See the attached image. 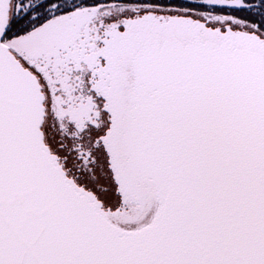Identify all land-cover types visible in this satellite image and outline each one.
I'll list each match as a JSON object with an SVG mask.
<instances>
[{
	"label": "snow or ice",
	"instance_id": "6c2138e0",
	"mask_svg": "<svg viewBox=\"0 0 264 264\" xmlns=\"http://www.w3.org/2000/svg\"><path fill=\"white\" fill-rule=\"evenodd\" d=\"M0 264H264V0H0Z\"/></svg>",
	"mask_w": 264,
	"mask_h": 264
}]
</instances>
